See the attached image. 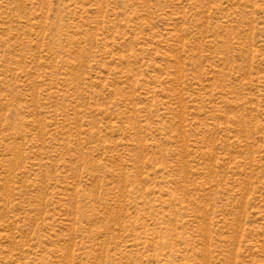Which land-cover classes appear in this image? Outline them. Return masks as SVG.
Returning <instances> with one entry per match:
<instances>
[{"label": "rangeland", "instance_id": "obj_1", "mask_svg": "<svg viewBox=\"0 0 264 264\" xmlns=\"http://www.w3.org/2000/svg\"><path fill=\"white\" fill-rule=\"evenodd\" d=\"M0 264H264V0H0Z\"/></svg>", "mask_w": 264, "mask_h": 264}]
</instances>
